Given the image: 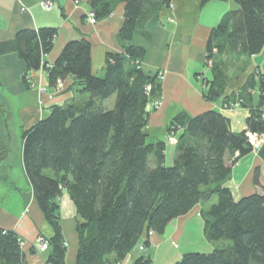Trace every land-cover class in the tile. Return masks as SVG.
<instances>
[{
    "label": "trees",
    "instance_id": "obj_1",
    "mask_svg": "<svg viewBox=\"0 0 264 264\" xmlns=\"http://www.w3.org/2000/svg\"><path fill=\"white\" fill-rule=\"evenodd\" d=\"M199 1L204 5L211 0ZM233 1L239 8L224 14L211 30L207 59L214 58L213 49L221 55L252 56L264 45V0ZM120 2L124 21L118 35L124 50L106 53L100 76L92 73L91 44L85 38L66 42L48 64L44 56L53 47L56 27L22 28L15 34L14 50L24 62L26 87L31 84L30 72L42 67L50 85L71 76L69 89L89 93L80 104L51 105L46 116L21 132L23 171L52 228L51 236H43L47 263L65 264L58 203L65 190L76 207L74 264H117L139 243L148 246L150 231L162 233L173 219L213 196L216 200L200 212L204 235L224 245L210 252H186L174 264H264V186L259 180L264 175V143L258 151L262 167L255 168L253 177L261 191L236 198L226 184L237 158L251 151L246 131L264 132V71L255 69L236 93L224 98L248 106L252 90L258 89V102L249 107L245 129L232 131L218 110L173 116L166 130L178 126L182 131L175 156L166 163L167 137L149 142L145 132L146 105L160 99L161 85L156 73L145 74L136 67L144 49L130 43L156 5L153 0H91L95 22L107 18ZM169 3L162 0L165 6ZM214 62L213 78L203 89L207 100L219 98L226 84ZM112 97L111 108L98 103ZM32 251L36 252L34 247ZM0 264H26L21 238L3 228ZM132 264H152V259L140 255Z\"/></svg>",
    "mask_w": 264,
    "mask_h": 264
},
{
    "label": "crops",
    "instance_id": "obj_2",
    "mask_svg": "<svg viewBox=\"0 0 264 264\" xmlns=\"http://www.w3.org/2000/svg\"><path fill=\"white\" fill-rule=\"evenodd\" d=\"M156 9L144 27L137 31L130 43L144 49L141 58V70L145 74H154L161 70L164 78L161 82L162 106L152 109L148 106V121L145 127L147 141H166V125L179 112L194 116L208 110L220 111L229 121L232 131L245 129V120L249 115V107L258 102V89L252 90V98L248 106L235 109H221L224 98L237 92L246 82L249 75L258 69L264 71V45L261 51L252 56H238L236 53H214V64L219 65L225 74L223 94L215 100H207L203 89L213 78L211 66L204 65L206 43L211 30L219 24L224 14L230 10H238L233 0H211L201 5L199 0H171L172 8L162 4V0H153ZM53 6L45 9L40 0H0V89L12 96L26 97L16 109V127L31 126L36 120L46 116L53 104L77 102L78 93L71 91L73 82L67 76L61 84L63 92L48 98L56 87L49 84L46 72L42 67L30 72V87L22 82L24 62L14 50V38L22 28H38L53 26L57 34L51 51L44 60L51 64L69 40L87 39L91 44V70L100 74L104 66L107 52H123L124 42L119 39V30L124 21V3L116 5L111 14L92 24L87 20L91 0H52ZM173 18L174 21H169ZM43 91L40 94V91ZM82 94V95H83ZM84 97V96H83ZM89 97V96H88ZM84 99L85 101L88 99ZM42 100V108L38 107V99ZM41 106V105H40ZM264 118V110H263ZM176 153V145L167 143L165 161L171 163ZM238 153L235 152V155ZM4 163V162H3ZM262 167V159L258 152L250 151L237 158L232 165L231 174L226 184L232 189L236 198L261 191L254 183V170ZM6 172L5 165L0 173ZM0 178V228L12 230L21 238L26 264H49L47 252L37 254L32 251L38 237L52 235V228L45 221L41 210L33 196L31 185L26 177L27 185L21 187L13 176ZM260 184L264 186V175H260ZM60 224L66 244L65 264H74L77 252V234L75 231L76 207L67 191L63 190L58 198ZM207 202H200L187 213L173 219L162 233H168L175 239L183 233L190 219L200 216L206 209ZM195 221V220H194ZM193 221V222H194ZM203 225L198 220V226ZM168 230V232H167ZM162 233H152L149 245L140 248L135 246L125 258L117 264H132L140 255L152 254V247L160 246L164 241Z\"/></svg>",
    "mask_w": 264,
    "mask_h": 264
},
{
    "label": "rangeland",
    "instance_id": "obj_3",
    "mask_svg": "<svg viewBox=\"0 0 264 264\" xmlns=\"http://www.w3.org/2000/svg\"><path fill=\"white\" fill-rule=\"evenodd\" d=\"M168 7L172 8L171 0H170ZM169 21H174V20H173V18H169ZM212 63H213V61L211 58H208V59L206 58L204 60V65H206V66H211ZM134 64L136 65L137 68L141 69V65H142L141 60L135 61ZM102 74H103V71L100 72V74H98V75L100 76ZM156 74H157V80L160 82V85H161V82L164 78V74L161 70H158L156 72ZM29 76H28V80H30ZM30 82H31V80H30ZM62 82L63 81H61L55 85L56 89L53 91V93L51 95L48 94L49 99L52 98L53 96H56V95L60 94L61 92H63L61 86L57 87ZM55 86H53V87H55ZM71 91L74 93V91H76V90L72 89ZM149 92H146V94L148 95ZM0 93L6 95L12 101V106H13L12 109L7 107V106L3 107L4 115L10 121L9 122V131L11 134V140H10L9 149H8L9 156H8L7 160L5 161L6 162L5 163L6 172H8L10 174V177L13 176L15 182L18 185H20L21 187H24V185H27V180H26V177L24 175L22 168L20 167V165L18 163L19 162L18 154H19L20 145H21L20 134H21L23 128L22 129L17 128L16 125L12 122V117L17 115V114H14V110L16 113L17 107L20 106L22 100H26V97L25 96H23V97L12 96L9 93H7L6 91H3L1 89H0ZM233 93H236V92H233ZM82 94L78 93L76 103L80 104L81 102L84 101V99H86L89 96V93H87V92L84 93L83 95ZM160 101H161V104H159V103L156 104V102H154V100L149 101L146 105V108H148V106H149L152 109H158L162 106V103H163L162 99H161V95H160ZM236 101H239V100H236ZM236 101H230L229 100L230 103H233ZM229 102H223L221 109H235V108L237 109V108L241 107V106L231 105ZM98 103L103 104L107 108H111L113 106V103H114V97H112V99H107L103 102L99 101ZM42 105H43L42 100H41V98H39L38 99V107L42 108ZM166 128H167V125H166ZM166 131H167V134L171 133V132L174 133L173 135L175 137V142L173 144L177 145L178 137L181 134L182 128H179L178 126H176V127L172 126L171 128H169V130H166ZM45 172L47 174H50V170H46ZM215 200H216V197L213 196L211 199L206 201L207 202L206 207H209V205L211 203H213ZM195 218L196 219H190V221L186 225V228L183 230V233L178 235L175 239L173 238L172 235L168 236V233H166V232L161 234V236L164 238V240H163L164 242L160 246L152 247L151 248L152 249L151 256L147 255V256H150V258L152 259V264H174L176 261L180 260L181 256L186 252H210L215 247H222L224 245L222 243L223 241L215 242V241L208 240L204 235L203 225H201L200 227L198 226V220H200L201 223L203 221L202 217L198 218L196 216ZM167 232H168V230H167ZM152 233H155V232H152ZM151 234H148V235L150 236ZM139 246L142 247L143 245H139Z\"/></svg>",
    "mask_w": 264,
    "mask_h": 264
},
{
    "label": "built area",
    "instance_id": "obj_4",
    "mask_svg": "<svg viewBox=\"0 0 264 264\" xmlns=\"http://www.w3.org/2000/svg\"><path fill=\"white\" fill-rule=\"evenodd\" d=\"M40 5L45 9H50L53 6V2H52V0H40ZM87 20L89 23H92V24L96 23L95 19L93 17V13L91 11L87 15ZM150 90H151V84H147L145 86V91L149 92ZM42 92L43 91L41 90L40 94ZM154 102H156V104H158V103L161 104L160 99L154 100ZM230 104L234 105V106H240L239 101H236V102H233ZM173 134L174 133L171 132L167 135V142L169 144H173L175 142V137ZM246 138H247V143L249 144V146L251 148V151L258 152L264 143V132L258 133V132L247 130L246 131ZM151 233L152 232L150 231L149 234H151ZM34 248H35L37 254H41L47 250L48 243L43 237H38ZM140 248H142V247H140Z\"/></svg>",
    "mask_w": 264,
    "mask_h": 264
},
{
    "label": "water",
    "instance_id": "obj_5",
    "mask_svg": "<svg viewBox=\"0 0 264 264\" xmlns=\"http://www.w3.org/2000/svg\"><path fill=\"white\" fill-rule=\"evenodd\" d=\"M4 106H7V107L12 109V107H13L12 101L6 95L0 93V168L2 165H5V163H6L5 161L7 160L8 156H9L8 149H9V144H10V140H11V134L9 131V122L10 121L4 115V109H3ZM14 114H16L15 110H14ZM12 122L16 125V115L12 117ZM20 138H21V145H20V151L18 154V158H19L18 163L23 170L22 159H21V154H22V137H21V134H20ZM5 173H8V172H5ZM5 173L4 174L0 173V178L4 179V177L7 176Z\"/></svg>",
    "mask_w": 264,
    "mask_h": 264
}]
</instances>
